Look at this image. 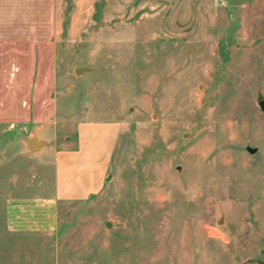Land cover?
I'll return each mask as SVG.
<instances>
[{"label": "rangeland", "instance_id": "obj_1", "mask_svg": "<svg viewBox=\"0 0 264 264\" xmlns=\"http://www.w3.org/2000/svg\"><path fill=\"white\" fill-rule=\"evenodd\" d=\"M57 12L58 143L83 121L118 135L98 190L60 202L53 230L16 232L8 202L45 195L51 165L0 131V264H264V0ZM113 131L92 130L93 158Z\"/></svg>", "mask_w": 264, "mask_h": 264}, {"label": "crops", "instance_id": "obj_2", "mask_svg": "<svg viewBox=\"0 0 264 264\" xmlns=\"http://www.w3.org/2000/svg\"><path fill=\"white\" fill-rule=\"evenodd\" d=\"M59 2L0 0V131L18 141L22 154L51 165L52 177L45 195L8 202L7 226L16 232L53 230L60 202L81 201L98 190L118 135L116 123L83 121L74 140L58 143ZM98 125L114 129V140L104 156L93 158L86 146ZM31 139L42 145L28 150Z\"/></svg>", "mask_w": 264, "mask_h": 264}, {"label": "water", "instance_id": "obj_3", "mask_svg": "<svg viewBox=\"0 0 264 264\" xmlns=\"http://www.w3.org/2000/svg\"><path fill=\"white\" fill-rule=\"evenodd\" d=\"M84 69L83 68H76L74 73L75 74H79L80 72H83ZM261 110H264V101L261 100V98H259V102H258ZM42 143H35V141L33 139L29 140L28 144H27V148L28 150H33V147H39L41 146ZM254 150L251 148H248V152H253Z\"/></svg>", "mask_w": 264, "mask_h": 264}]
</instances>
